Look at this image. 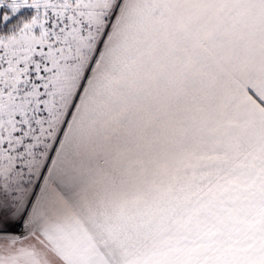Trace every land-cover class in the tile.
Returning <instances> with one entry per match:
<instances>
[{
  "label": "snow or ice",
  "instance_id": "1",
  "mask_svg": "<svg viewBox=\"0 0 264 264\" xmlns=\"http://www.w3.org/2000/svg\"><path fill=\"white\" fill-rule=\"evenodd\" d=\"M0 264H264V0H0Z\"/></svg>",
  "mask_w": 264,
  "mask_h": 264
}]
</instances>
